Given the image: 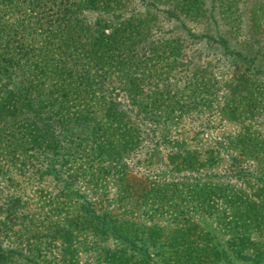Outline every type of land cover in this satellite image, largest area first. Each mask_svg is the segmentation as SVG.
Returning <instances> with one entry per match:
<instances>
[{
    "label": "rangeland",
    "instance_id": "obj_1",
    "mask_svg": "<svg viewBox=\"0 0 264 264\" xmlns=\"http://www.w3.org/2000/svg\"><path fill=\"white\" fill-rule=\"evenodd\" d=\"M0 264H264V0H0Z\"/></svg>",
    "mask_w": 264,
    "mask_h": 264
}]
</instances>
